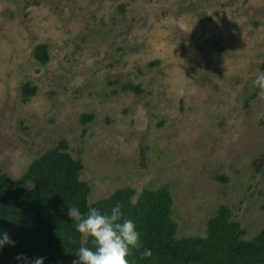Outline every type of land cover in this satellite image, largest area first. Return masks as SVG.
Here are the masks:
<instances>
[{
	"label": "rangeland",
	"instance_id": "374dc122",
	"mask_svg": "<svg viewBox=\"0 0 264 264\" xmlns=\"http://www.w3.org/2000/svg\"><path fill=\"white\" fill-rule=\"evenodd\" d=\"M260 71L264 0H0V173L21 179L65 140L91 204L167 188L178 239L207 236L221 207L254 239Z\"/></svg>",
	"mask_w": 264,
	"mask_h": 264
},
{
	"label": "trees",
	"instance_id": "16d2710c",
	"mask_svg": "<svg viewBox=\"0 0 264 264\" xmlns=\"http://www.w3.org/2000/svg\"><path fill=\"white\" fill-rule=\"evenodd\" d=\"M35 55L47 63V46L38 47ZM129 90L140 92L136 87ZM36 93V88L25 86V100ZM83 169L82 161L68 152V142L63 140L35 160L21 179L0 173V232L15 241V247L0 250V264H18L19 254L43 257L45 264H73L81 246L93 248L94 244L91 237L75 231L68 208L106 212L117 203L141 234L143 247L133 249L129 264H264V230L245 240V230L231 220L227 207H221L209 222L207 236L178 239L172 217L174 200L167 188L146 190L137 200L134 189H121L91 204V188L81 180ZM145 248L151 249L150 258H141Z\"/></svg>",
	"mask_w": 264,
	"mask_h": 264
},
{
	"label": "clouds",
	"instance_id": "9594fccd",
	"mask_svg": "<svg viewBox=\"0 0 264 264\" xmlns=\"http://www.w3.org/2000/svg\"><path fill=\"white\" fill-rule=\"evenodd\" d=\"M254 85L264 95V71L256 74ZM67 215L75 221V231L84 237H91L93 248L81 246L74 254L78 259L73 264H129L133 249L143 247L141 234L133 219L126 218L119 203L109 211L89 208L82 213L78 207L68 208ZM5 246L15 247V241L7 232H0V250ZM151 249L145 248L141 258H150ZM18 264H45L43 257L29 258L23 254L16 257Z\"/></svg>",
	"mask_w": 264,
	"mask_h": 264
}]
</instances>
